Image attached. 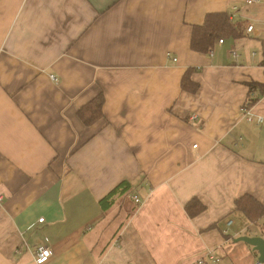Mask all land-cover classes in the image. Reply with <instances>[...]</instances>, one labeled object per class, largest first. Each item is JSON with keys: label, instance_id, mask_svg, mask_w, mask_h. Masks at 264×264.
Here are the masks:
<instances>
[{"label": "crops", "instance_id": "crops-1", "mask_svg": "<svg viewBox=\"0 0 264 264\" xmlns=\"http://www.w3.org/2000/svg\"><path fill=\"white\" fill-rule=\"evenodd\" d=\"M245 1L0 0V264H36L39 246L45 264H196L209 251L258 264L234 243L263 238V221L234 211L243 195L264 205V124L243 118L248 99L264 117L248 87L264 86V0ZM214 13L242 36L192 51ZM100 94L102 118L85 126L77 113Z\"/></svg>", "mask_w": 264, "mask_h": 264}, {"label": "trees", "instance_id": "trees-1", "mask_svg": "<svg viewBox=\"0 0 264 264\" xmlns=\"http://www.w3.org/2000/svg\"><path fill=\"white\" fill-rule=\"evenodd\" d=\"M242 26L235 25L229 19V15L226 13H214L207 14L205 20L201 26H195L193 28V35L191 39V50L194 52L205 53L208 51L209 47H211L215 40L220 37H230V38H239L242 36ZM191 70H188L183 76L181 88L183 91H187L193 93L197 90V85L191 84L189 81V74ZM249 94L258 91L260 95L264 94V86L257 85L254 83L249 84ZM256 102L255 99H248L247 105L244 108L251 107L252 104ZM102 104H103V96L100 94L97 96L92 102L88 105L82 107L77 116L79 120L85 125L89 126L99 119L102 118ZM130 189V185L125 183H121L117 186L104 200L100 202L102 205L106 203L107 210L113 203L112 198L115 195H124ZM204 210V207L201 206L198 201L194 200L185 207V211L191 217L201 213ZM234 211L240 213L246 221L250 224V226H258V223L262 222V226H264V205H262L259 201L255 200L250 195H243L239 197L234 202ZM261 227L260 234L264 238V230Z\"/></svg>", "mask_w": 264, "mask_h": 264}, {"label": "built area", "instance_id": "built-area-1", "mask_svg": "<svg viewBox=\"0 0 264 264\" xmlns=\"http://www.w3.org/2000/svg\"><path fill=\"white\" fill-rule=\"evenodd\" d=\"M247 5H253V4H258V0H246L245 1ZM253 32V28L251 26H248L245 29V34H251ZM220 44H222V41H219ZM233 57L236 58V54L233 53ZM173 61H176L175 59ZM51 81L57 82V80L53 77L50 76ZM246 106V105H245ZM243 118L251 124H255L256 126H260L264 124V117L260 115H256L252 112V109L250 107L244 108L243 109ZM195 117L191 118V121H194ZM133 202L135 204H140L141 201L137 197H133ZM43 219H39L38 223H42ZM52 256V253L49 248L45 246H39L34 250V261L36 264H45ZM205 259H209L211 264H218L219 259L215 258L211 251L205 253L204 257H201L199 260L196 261V264H205Z\"/></svg>", "mask_w": 264, "mask_h": 264}, {"label": "water", "instance_id": "water-1", "mask_svg": "<svg viewBox=\"0 0 264 264\" xmlns=\"http://www.w3.org/2000/svg\"><path fill=\"white\" fill-rule=\"evenodd\" d=\"M234 243H244L250 246L258 255V264H264V239L262 237L242 236L235 239Z\"/></svg>", "mask_w": 264, "mask_h": 264}]
</instances>
